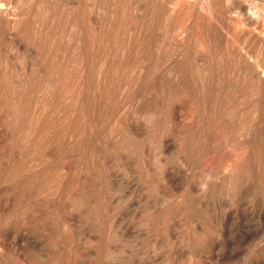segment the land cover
I'll list each match as a JSON object with an SVG mask.
<instances>
[{
	"label": "rangeland",
	"instance_id": "rangeland-1",
	"mask_svg": "<svg viewBox=\"0 0 264 264\" xmlns=\"http://www.w3.org/2000/svg\"><path fill=\"white\" fill-rule=\"evenodd\" d=\"M1 6L0 264H264V0Z\"/></svg>",
	"mask_w": 264,
	"mask_h": 264
},
{
	"label": "bare ground",
	"instance_id": "bare-ground-1",
	"mask_svg": "<svg viewBox=\"0 0 264 264\" xmlns=\"http://www.w3.org/2000/svg\"><path fill=\"white\" fill-rule=\"evenodd\" d=\"M4 9H5V7H0V10L2 11V12H4ZM243 47V46H242Z\"/></svg>",
	"mask_w": 264,
	"mask_h": 264
}]
</instances>
